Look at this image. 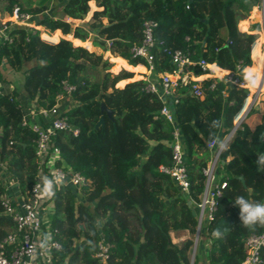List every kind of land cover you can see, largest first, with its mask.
<instances>
[{
    "label": "trees",
    "instance_id": "trees-1",
    "mask_svg": "<svg viewBox=\"0 0 264 264\" xmlns=\"http://www.w3.org/2000/svg\"><path fill=\"white\" fill-rule=\"evenodd\" d=\"M89 1L0 0V12L10 15L17 7L47 33L54 31V38L90 39L92 45L117 56L111 58L113 68L123 66L124 61L135 70L149 66L130 51L142 39L145 20L156 23L150 52L151 66L158 73L176 70L166 48L178 49L192 60L215 63L224 69L214 67L219 76L237 67L247 73L250 51L251 58L258 53L255 33L221 25L219 19L233 8L240 10L239 17H245L260 0H93L100 9L87 21L74 24L68 20H82ZM207 5L213 8L205 13ZM259 12L254 7L252 19L258 21ZM251 27L258 29L259 25ZM6 32L10 41L0 42V201L7 193L8 180L19 192L38 184L40 212L47 228L56 229L53 237L60 243V249L51 250L49 261L38 258L35 264H189L191 237L176 243L170 232L194 234L197 219L192 210L197 214L204 188L202 169L211 157L206 143L214 139L218 145L233 126L249 94L247 88L216 77L178 79L173 91L161 99L146 89L145 79L117 87L130 72L123 67L110 72L111 62L66 38L47 42L34 27L16 24L9 25ZM127 65L124 67L129 69ZM113 68L116 72L119 67ZM256 69L252 68L255 84L260 79ZM185 72L197 77L208 73L197 64L185 65L180 74ZM9 73L18 77L21 73V82L10 86ZM64 81L74 89L68 108L60 106L61 114L78 133L59 131L50 146L59 149L58 164L79 172L88 182L78 188L60 186L54 195L46 196L40 177L47 176V168L35 155V133L21 125V118L30 102L35 107H51ZM157 85L161 90V81ZM193 85L201 97L193 93ZM163 102L173 122L159 113ZM100 116L103 123L95 126ZM173 125L180 131L186 192L158 169L160 164L171 165ZM263 135L261 100L249 109L219 153L216 180L226 184L216 199L212 218L202 224L193 264H241L247 255L246 238L264 231V224H239L238 209L231 202L236 195L264 201V171L254 163L256 155L264 152ZM237 186L240 189L236 191ZM14 229L0 203V238ZM214 229L221 230L222 236L213 237ZM205 241H209L206 246ZM99 243L108 246L105 262L95 255ZM258 257V264H264V244Z\"/></svg>",
    "mask_w": 264,
    "mask_h": 264
},
{
    "label": "built area",
    "instance_id": "built-area-1",
    "mask_svg": "<svg viewBox=\"0 0 264 264\" xmlns=\"http://www.w3.org/2000/svg\"><path fill=\"white\" fill-rule=\"evenodd\" d=\"M29 17L28 14L19 13L18 8L14 7L12 13L5 19L0 20V42L10 41V37L6 29L11 24L23 25L24 19ZM156 25L154 21L145 20L142 24V39L140 43L132 45L130 51L134 56H140L148 63L150 70H154L151 66L153 55L150 48L153 45V27ZM165 53L170 57L171 62L176 66V70L172 73L164 72L157 79H147L148 84L146 89L155 92L159 98L164 99V96L173 91V87L178 80V74L182 67L189 64H197L202 70L208 73H214L212 67H218L215 63H210L203 58L192 60L188 55L178 49H165ZM242 67H237L240 69ZM235 69V70H236ZM155 71V70H154ZM156 72V71H155ZM174 75L173 79L170 76ZM178 76V77H177ZM222 81L230 82L235 85L247 88L245 83L239 77L224 74L219 78ZM161 81V90H158L157 82ZM193 93L201 97L200 90L196 85L192 86ZM62 92L56 96V101L51 107H35L33 103L27 105L26 115L21 118V125L28 127L35 133V155L42 166L47 168V176L61 175L63 183L60 186H74L78 188L80 185L88 182L79 172L73 171L70 168H65L58 164L59 149L51 147L50 141L59 131H71L72 135H77L78 130L71 128L65 117L61 114L62 110L68 108L70 93L74 86L63 82ZM164 101V100H163ZM177 100H174L176 102ZM159 113L165 117L168 122H173V115L165 102L162 103ZM234 124L229 131L222 137L219 144L216 145L215 140H210L206 143V148L211 151V157L206 166L202 169L204 175V188L200 195V201L197 204L198 211L196 214L197 224L193 234V255L196 252L202 224L212 218V213L216 207V199L220 195V191L225 187V181L218 182L216 180V171L218 167V156L220 151L225 147L234 130L237 127ZM171 165L160 164L158 169L160 172L169 174L180 190L186 192L188 188V180L185 166L183 163V149L179 139V128L173 125L171 131ZM264 140V135H263ZM15 184L14 182L11 183ZM57 187V188H58ZM9 188V189H8ZM6 190V194L1 198L3 211L9 215L15 224V229L0 238V264H35L38 258L49 261L51 250L60 249V243L54 239L53 234L56 229L50 230L47 228L44 217L39 208V186L33 184L30 188L23 192L15 194L10 193V187ZM80 196V194L78 193ZM85 204H89L85 202ZM209 241H205L207 245ZM264 244V231L261 234H251L245 240L247 255L241 264H258V249ZM13 245V246H12ZM107 244L99 243L96 257L100 261L105 262L108 256Z\"/></svg>",
    "mask_w": 264,
    "mask_h": 264
},
{
    "label": "rangeland",
    "instance_id": "rangeland-1",
    "mask_svg": "<svg viewBox=\"0 0 264 264\" xmlns=\"http://www.w3.org/2000/svg\"><path fill=\"white\" fill-rule=\"evenodd\" d=\"M33 1H35V0H33ZM211 3H214L213 1H211ZM53 6H54V4H53ZM257 8L259 11H261V12H263V10H264V0H260V2H259V4L258 5H255V6H253V7H251V9L248 11V13H247V15L245 16V17H239V15H238V13H239V9L238 8H233L232 10H228L227 12H225V13H223L221 16H220V24L221 25H225V24H227V25H229L230 27H232V28H234V29H236L237 31H240V32H247V33H255L256 35H257V37H256V39H255V41H254V43H256V42H258V48H260L259 49V53L261 52V55L263 56L264 55V23H260L259 21H257V20H254V19H252V16H251V12H252V10H253V8ZM213 7H210V6H205L204 7V11H205V13H208V12H210V10L212 9ZM51 9H52V6H51V4L49 5V10L48 11H46L47 13L48 12H51ZM93 8L91 7V6H89V10H88V12H87V14L85 15V17L82 19V20H78V19H74V20H72V19H68V20H71L74 24H77V23H79L80 21H87L90 17H91V15H92V13H93ZM1 14V13H0ZM7 18V17H6ZM103 21L105 22V19H103ZM243 21H245L244 23H241V22H243ZM34 20L33 19H31V17L29 16L27 19H24V21H23V25L24 26H29V27H34L35 29H37L38 31H39V36H40V38L41 39H43L44 41H47V42H57L59 39H61L62 37H65V38H67L68 40H70L72 43H74V45H80V46H82V47H84V48H86L87 50H89V51H93V52H95L96 54H98V55H100L102 58H104V59H107L109 62H111L112 63V65H111V67H110V69H109V71L110 72H112V73H117L120 69H122V67H123V69H125V70H127L128 72H130L131 73V76H129V77H127L126 78V81L124 82V83H122V85H117L116 84V86L117 87H122L126 82H129V81H133V80H137V79H145V80H147V79H157L158 77H160V75L162 74V73H158L157 71L155 72V75L153 76V77H151V76H148V74H146V71H145V68L146 69H148V70H150V68L149 67H142V65H140L141 66V69H139V70H135V69H133L134 67H131V66H129V65H127V63H126V61H124V65L126 66H129V69H127L128 67H124V65L123 66H121V65H116L114 68H113V66H114V61H112L111 60V58L112 57H117V56H114L113 54H111L108 50H103V49H101V48H99V47H97V46H94V45H92V43H91V40L90 39H87V40H85V41H80V40H78V39H74V38H72L73 36L71 35V34H68V35H70V36H72V37H66V36H58V37H53V32L52 33H47L46 31H44V29L42 28V27H40V26H38V25H35L34 24ZM258 24L259 25V27H258V29H254L253 27H251V25L252 24ZM243 24V28L241 27V25ZM41 32H42V35H41ZM67 35V34H66ZM263 41V42H262ZM253 43V44H254ZM89 45H91V46H89ZM253 46V45H252ZM257 48V49H258ZM251 50H252V47H251ZM119 58V57H118ZM250 63H252V58H251V51H250V61H249V63L248 64H250ZM247 64V65H248ZM253 64L255 65V62L253 61ZM119 67V68H118ZM112 68L114 69V70H116L117 68V71L116 72H113L112 71ZM243 68V67H242ZM238 73H240L241 75H237V76H234V75H232L233 77H239L243 82L244 81H252V84L250 85V87L252 86L253 88L251 89L250 87H248V83L246 84V82H244L245 83V85H246V87H247V90L249 91V94H248V96H251V98H253V95H252V93H257V89H255L254 88V86H255V77H256V75H255V72H253L252 70H250L249 69V71H247V76H244V75H242V74H245L244 72L243 73H241V71H239ZM182 74H184V73H181L180 74V72H179V74H178V76H181ZM207 75H206V77H211V78H214V77H216V78H220V77H222L224 74H222V75H218V74H216V73H206ZM177 76V77H178ZM9 77L11 78V79H9L11 82H10V85H15V84H18L19 83V81L21 82V80H22V74L20 73V77H18V76H16V73L12 76V73H9ZM171 78H173V79H175L176 77L174 76V75H171L170 76ZM188 77L187 76H183V77H178V79L179 80H181V81H184V80H186ZM261 93H264V92H261ZM247 96V97H248ZM250 98V99H251ZM249 99V100H250ZM249 102V101H248ZM247 103V102H246ZM246 103H244V106H243V108H242V110H241V112H239V115L240 114H242V112H244L245 111V109L247 108L246 106L247 105H249L248 103L246 104ZM235 119H236V117H235ZM239 119V118H238ZM237 122L236 121H234V124H236ZM13 181H10V180H8L7 181V183H8V187H10V189L13 191V192H16V189H15V187L14 186H16L15 184H12L11 185V183H12ZM7 187V188H8ZM251 187V185H248V186H246V188L247 189H249ZM261 188H262V193H264V183H261ZM9 189V188H8ZM240 189V187L239 186H237V187H235V190L237 191V190H239ZM45 222V221H44ZM187 235H188V237H191V238H193V235H189L188 233H187ZM193 259H194V255H193V249L191 248V250H190V263L189 264H193Z\"/></svg>",
    "mask_w": 264,
    "mask_h": 264
},
{
    "label": "clouds",
    "instance_id": "clouds-1",
    "mask_svg": "<svg viewBox=\"0 0 264 264\" xmlns=\"http://www.w3.org/2000/svg\"><path fill=\"white\" fill-rule=\"evenodd\" d=\"M254 163L258 170L264 171V152L256 155ZM40 183L43 193L46 196H52L55 194V189L63 183V177L59 174L52 177L41 176ZM231 202L238 209L239 224L243 226L264 224V201L252 200L244 195H236ZM211 235L219 238L222 236V232L219 229H214Z\"/></svg>",
    "mask_w": 264,
    "mask_h": 264
},
{
    "label": "crops",
    "instance_id": "crops-1",
    "mask_svg": "<svg viewBox=\"0 0 264 264\" xmlns=\"http://www.w3.org/2000/svg\"><path fill=\"white\" fill-rule=\"evenodd\" d=\"M88 5L89 6H91L92 8H93V10L92 11H94V10H99L100 8L99 7H97L96 5H95V3H94V1L93 0H90L89 2H88ZM1 13V12H0ZM9 16V14H7V13H1L0 14V20H5L6 19V17H8ZM258 21L260 22V23H262V14H261V11L258 13ZM59 32H60V30H58ZM53 33H54V31H53ZM61 35H62V33H61ZM62 38H65V37H62ZM67 39V38H66ZM264 41V40H263ZM262 41V42H263ZM264 43V42H263ZM259 49L260 48H258V53L257 54H255L254 55V57H252V63H251V66H250V70H252V68H257L256 70L258 71V74L260 73V75L261 74H263L264 75V55L262 56L261 55V52L259 53ZM253 61L255 62V65L253 64ZM219 69H222V70H224L223 68H220V67H218ZM249 69H248V71H249ZM228 70V69H227ZM229 71V70H228ZM186 73H192L193 75H194V77L193 76H187L188 78H190V79H192V80H202V79H204V78H206V76H204V77H197V75H195L193 72H186ZM206 74V73H205ZM199 76V75H198ZM256 78V77H255ZM11 86V85H10ZM249 92V91H248ZM252 95H253V98H251V96H248V97H246L245 98V100H244V103H248L249 105H247L246 107V109H245V111L244 112H242V114H240L239 115V113H237L236 114V119H235V117H234V120H233V125H234V121H236L237 122V125L239 124V122L245 117V115H246V113L249 111V109H251V108H256L257 106H258V103L261 101V100H264V93H260V91H259V89H257V93H252ZM250 99V100H248V99ZM249 101V102H248ZM246 103V104H247ZM243 106H244V104H243ZM243 106H242V108H243ZM242 110V109H241ZM241 110L239 111V112H241ZM239 118V119H238ZM16 192H17V188H16ZM16 192H13L12 190H10V193L13 195V194H15ZM45 217V216H44ZM45 219V218H44ZM170 236H171V240L173 241V242H179V241H181V240H183V239H185V238H187L188 237V235H187V232L186 231H172V232H170ZM204 246H206L205 245V243H204Z\"/></svg>",
    "mask_w": 264,
    "mask_h": 264
},
{
    "label": "bare ground",
    "instance_id": "bare-ground-1",
    "mask_svg": "<svg viewBox=\"0 0 264 264\" xmlns=\"http://www.w3.org/2000/svg\"><path fill=\"white\" fill-rule=\"evenodd\" d=\"M261 14H262V12H261ZM262 23H264V21H263V15H262ZM145 68V67H144ZM212 69H213V71H214V67H212ZM145 71H146V74H148V76H151V77H153L154 75H155V73H154V70H148V69H146L145 68ZM239 71H241V68L240 69H236V70H232V71H230L229 73H228V75H234V76H237L238 74L239 75H241L240 73H238ZM192 76V73H184V74H182L181 76H179V77H183V76ZM242 75H244V76H247V73H245V74H242ZM263 78H264V75L263 74H261L260 75V79H259V81L257 82V84H255V86H254V88L255 89H259V91H260V93H261V85H262V80H263ZM244 82H246V81H244ZM248 83V87H250V85L252 84V81H247L246 82V84ZM253 85V84H252ZM251 89L253 88L252 86L250 87ZM248 99V98H247ZM249 100V99H248Z\"/></svg>",
    "mask_w": 264,
    "mask_h": 264
},
{
    "label": "water",
    "instance_id": "water-1",
    "mask_svg": "<svg viewBox=\"0 0 264 264\" xmlns=\"http://www.w3.org/2000/svg\"><path fill=\"white\" fill-rule=\"evenodd\" d=\"M262 15H263V21H264V10H263V12H262ZM100 108H101V109H105V106H104L103 104H101ZM107 112L110 113L109 110H107ZM101 123H103V117H102V116H100V118H99V120L96 122V125H95V126H97L98 124H101ZM238 179H239L240 182L243 184V177H242L241 175L238 176ZM192 214H193V215H196V213H195L193 210H192Z\"/></svg>",
    "mask_w": 264,
    "mask_h": 264
}]
</instances>
